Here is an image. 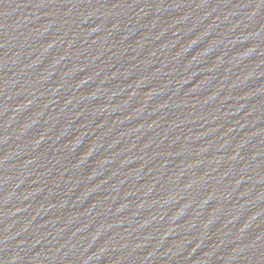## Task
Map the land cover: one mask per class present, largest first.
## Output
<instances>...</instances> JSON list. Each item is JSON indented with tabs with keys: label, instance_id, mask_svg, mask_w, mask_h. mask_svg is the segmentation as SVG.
Masks as SVG:
<instances>
[{
	"label": "water",
	"instance_id": "1",
	"mask_svg": "<svg viewBox=\"0 0 264 264\" xmlns=\"http://www.w3.org/2000/svg\"><path fill=\"white\" fill-rule=\"evenodd\" d=\"M0 264H264V0H0Z\"/></svg>",
	"mask_w": 264,
	"mask_h": 264
}]
</instances>
